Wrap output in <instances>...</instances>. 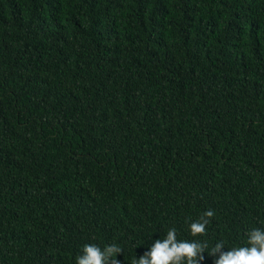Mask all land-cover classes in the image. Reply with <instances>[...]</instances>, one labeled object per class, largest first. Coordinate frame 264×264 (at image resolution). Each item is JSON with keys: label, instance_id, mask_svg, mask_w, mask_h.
I'll return each instance as SVG.
<instances>
[{"label": "trees", "instance_id": "16d2710c", "mask_svg": "<svg viewBox=\"0 0 264 264\" xmlns=\"http://www.w3.org/2000/svg\"><path fill=\"white\" fill-rule=\"evenodd\" d=\"M173 227H264V0H0V264Z\"/></svg>", "mask_w": 264, "mask_h": 264}, {"label": "clouds", "instance_id": "9594fccd", "mask_svg": "<svg viewBox=\"0 0 264 264\" xmlns=\"http://www.w3.org/2000/svg\"><path fill=\"white\" fill-rule=\"evenodd\" d=\"M215 213L209 210L195 222L188 226L193 238L203 237L206 234L210 219ZM177 229L169 228L163 239H157L152 243L150 251L137 259L132 264H200L204 253L210 256L219 254L215 264H264V227H256L246 234L243 244L222 252L225 248L223 241L216 242L210 249L206 242L182 241L177 238ZM124 254V250L118 244L106 245L103 249L96 244H85L81 254L75 257V264H119L117 257Z\"/></svg>", "mask_w": 264, "mask_h": 264}]
</instances>
